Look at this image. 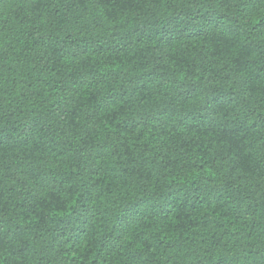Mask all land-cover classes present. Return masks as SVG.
I'll list each match as a JSON object with an SVG mask.
<instances>
[{
	"label": "trees",
	"instance_id": "trees-1",
	"mask_svg": "<svg viewBox=\"0 0 264 264\" xmlns=\"http://www.w3.org/2000/svg\"><path fill=\"white\" fill-rule=\"evenodd\" d=\"M0 264H264V0H0Z\"/></svg>",
	"mask_w": 264,
	"mask_h": 264
}]
</instances>
